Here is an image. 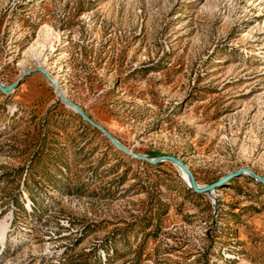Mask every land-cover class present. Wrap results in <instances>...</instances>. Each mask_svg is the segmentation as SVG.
<instances>
[{"label":"rangeland","instance_id":"rangeland-1","mask_svg":"<svg viewBox=\"0 0 264 264\" xmlns=\"http://www.w3.org/2000/svg\"><path fill=\"white\" fill-rule=\"evenodd\" d=\"M38 66L264 177V0H0V264H264L263 183Z\"/></svg>","mask_w":264,"mask_h":264},{"label":"water","instance_id":"water-1","mask_svg":"<svg viewBox=\"0 0 264 264\" xmlns=\"http://www.w3.org/2000/svg\"><path fill=\"white\" fill-rule=\"evenodd\" d=\"M33 72L41 73L55 87L57 94L59 95V97L61 98V101L64 104H66L71 109H73L79 116H81L93 128L98 129L104 135H106L117 148H119L120 150L124 151L126 154L132 155L135 158H138L140 160L147 161V162H149L151 164H159V163L164 162V161H169V162L175 164L177 167H179L183 171V173H185L187 175V177H188V184H189L190 188H192L196 193H209V192H212L216 188H219V187L223 186L230 179L235 178V177H239V176L245 175V174L246 175H250L255 180H257V181H259V182H261V183L264 184V177H261V176L257 175L254 171H252L250 169H240L238 171H235L233 173H230L226 177L220 179L219 181H217V182H215V183H213L211 185H208V186H205V187H201L197 183V180H196L194 174L187 167V165L185 163H183L181 160H179L178 158H176V157H173V156H160V157H156V158H149V157H144V156H139V155L132 154L126 147H124L119 141H117L107 130L103 129L102 127H100L99 125H97L96 123H94L85 114V112L82 109H80L77 105H75L74 103H72L71 101H69L63 95L62 91L59 89V86H58L57 82L53 78H51V76L49 75V73L45 69H43L41 66H38ZM30 74H32V71H26L25 72V76L30 75ZM23 78L24 77H22V79ZM19 83H20V81L17 82V83H15V84H13V85H11V86H4L0 82V90L2 92H4V93H9Z\"/></svg>","mask_w":264,"mask_h":264},{"label":"bare ground","instance_id":"bare-ground-1","mask_svg":"<svg viewBox=\"0 0 264 264\" xmlns=\"http://www.w3.org/2000/svg\"><path fill=\"white\" fill-rule=\"evenodd\" d=\"M183 174H185V173H183ZM186 175V174H185ZM187 176V175H186ZM188 178V177H187Z\"/></svg>","mask_w":264,"mask_h":264}]
</instances>
